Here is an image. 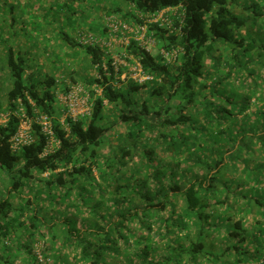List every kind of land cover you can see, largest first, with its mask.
I'll use <instances>...</instances> for the list:
<instances>
[{"label": "trees", "instance_id": "obj_1", "mask_svg": "<svg viewBox=\"0 0 264 264\" xmlns=\"http://www.w3.org/2000/svg\"><path fill=\"white\" fill-rule=\"evenodd\" d=\"M29 1L0 0V115L19 104L31 117L48 115L59 145L42 156L47 139L33 126V142L13 152L17 120L0 124L8 179L0 264H15L20 250L19 264H50L49 250L52 264H264V0H110L111 9L99 0L105 14L73 37L61 33L64 44L85 51L94 74L105 55L78 39L103 35L105 16L143 23L140 16L179 8L180 32L148 27L158 50L182 51L166 63L131 42L128 53L153 79L114 89L99 67L102 80L85 83L101 90L90 116L66 121V129L56 90L68 89L59 69L72 64L55 58L52 72L43 64L31 71L11 44L19 6ZM46 235L40 260L34 237Z\"/></svg>", "mask_w": 264, "mask_h": 264}, {"label": "built area", "instance_id": "obj_2", "mask_svg": "<svg viewBox=\"0 0 264 264\" xmlns=\"http://www.w3.org/2000/svg\"><path fill=\"white\" fill-rule=\"evenodd\" d=\"M143 23H128L123 21L117 15L105 16L103 24L106 31L103 35H84L79 36V43L98 47L105 55L101 65H96L94 77L102 80L97 69L101 67L103 75L107 78V85L114 89L121 88L128 82H133L138 86H144L150 82L153 77L147 74L140 61L128 53V47L131 42L151 53L156 46L153 32L149 30V24H156L169 32H180L183 24V14L179 8H169L153 15L140 16ZM174 19L179 21L178 27H173ZM181 48L171 50L161 49L157 55L166 62H174L181 53ZM111 59L110 70L107 66V60ZM67 90L61 88L56 90V101L60 107V116L57 118L61 126L66 129V121H75L90 116L91 97L101 94L100 86H88L85 84H68ZM93 94V95H92ZM35 116H29L22 105H18L11 112L0 115V124H5L9 117L17 120V126L14 135L10 139V148L13 152L20 151L23 147L30 145L34 140L33 126H38L40 132L47 139V145L44 148L42 156L52 153L59 145L55 139L52 119L42 113L35 112ZM45 175V174H44ZM43 175V176H44ZM37 257L42 260V254L36 252Z\"/></svg>", "mask_w": 264, "mask_h": 264}, {"label": "rangeland", "instance_id": "obj_3", "mask_svg": "<svg viewBox=\"0 0 264 264\" xmlns=\"http://www.w3.org/2000/svg\"><path fill=\"white\" fill-rule=\"evenodd\" d=\"M99 0H34L29 2H21L18 9L17 25L20 26L19 32L12 39L11 44L16 51L26 55L28 60L32 63L31 71L35 70L38 64H43V73L52 72L54 65H51L53 59L64 61L67 64H72L69 69L60 66L58 69L64 75V79L72 84H85L87 78L93 77V71L87 67L85 51L80 48H70L61 40V33H66L73 37L77 31L82 27V22L89 21L95 13L100 16L101 13H106L104 10L100 11V6L96 7ZM109 0L106 4L108 9L113 8L114 4ZM121 7V6H120ZM20 16L21 19H20ZM244 31H242L243 33ZM254 32V30H253ZM257 32V31H256ZM44 48V49H43ZM157 47L155 46L151 54L157 55ZM38 69V66H37ZM36 69V71H37ZM75 72V74H72ZM1 80V76H0ZM2 82L0 81V109L6 107V99L4 90H2ZM109 111V110H108ZM107 111V112H108ZM118 132L120 128H116ZM109 141H112L110 139ZM109 145V144H108ZM107 145H105V150ZM96 174V173H94ZM46 177V174L43 176ZM8 185L6 174L0 172V198L5 197V190ZM28 190L23 189L22 194H27ZM154 237H159L153 235ZM49 235L45 237L35 236L37 240L34 242L36 252L44 247V241H47ZM160 238V237H159ZM59 242H55V246H59ZM166 240L162 239L156 242V245H165ZM56 251L49 250L46 252L49 258V263L54 262V254ZM20 258L26 257L23 250L18 252ZM71 251L70 256L72 257ZM20 258L14 263L19 264ZM121 257L117 258V261ZM21 264H28L23 261ZM77 264V263H75ZM80 264V263H79Z\"/></svg>", "mask_w": 264, "mask_h": 264}, {"label": "crops", "instance_id": "obj_4", "mask_svg": "<svg viewBox=\"0 0 264 264\" xmlns=\"http://www.w3.org/2000/svg\"><path fill=\"white\" fill-rule=\"evenodd\" d=\"M101 31V30H100Z\"/></svg>", "mask_w": 264, "mask_h": 264}]
</instances>
